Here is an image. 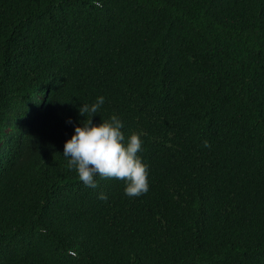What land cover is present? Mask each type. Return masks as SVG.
Returning a JSON list of instances; mask_svg holds the SVG:
<instances>
[{"label": "trees", "instance_id": "1", "mask_svg": "<svg viewBox=\"0 0 264 264\" xmlns=\"http://www.w3.org/2000/svg\"><path fill=\"white\" fill-rule=\"evenodd\" d=\"M97 96L139 197L62 156ZM0 264H264V0H0Z\"/></svg>", "mask_w": 264, "mask_h": 264}, {"label": "clouds", "instance_id": "2", "mask_svg": "<svg viewBox=\"0 0 264 264\" xmlns=\"http://www.w3.org/2000/svg\"><path fill=\"white\" fill-rule=\"evenodd\" d=\"M104 103L105 97L97 96L94 102L79 107V114L83 118L87 114L88 118L74 126L73 134L63 144L62 156L85 187L97 188V176L113 178L124 181L126 196L139 197L149 187L148 165L138 155L142 148V134L131 133L126 137L122 131L124 125L116 115L93 123L92 117ZM204 146H208L207 142ZM98 198L106 200L107 196L101 192Z\"/></svg>", "mask_w": 264, "mask_h": 264}]
</instances>
